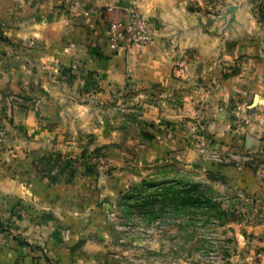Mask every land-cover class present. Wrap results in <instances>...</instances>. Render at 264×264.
<instances>
[{
  "label": "crops",
  "instance_id": "crops-1",
  "mask_svg": "<svg viewBox=\"0 0 264 264\" xmlns=\"http://www.w3.org/2000/svg\"><path fill=\"white\" fill-rule=\"evenodd\" d=\"M128 9L153 44L112 52ZM138 103L198 127L264 198V0H0V264L121 263L106 182L73 164Z\"/></svg>",
  "mask_w": 264,
  "mask_h": 264
},
{
  "label": "rangeland",
  "instance_id": "rangeland-1",
  "mask_svg": "<svg viewBox=\"0 0 264 264\" xmlns=\"http://www.w3.org/2000/svg\"><path fill=\"white\" fill-rule=\"evenodd\" d=\"M146 111L138 103L104 125V145L88 141L73 164L106 182V254L120 264H264L261 193L232 188L230 162L198 127Z\"/></svg>",
  "mask_w": 264,
  "mask_h": 264
},
{
  "label": "built area",
  "instance_id": "built-area-1",
  "mask_svg": "<svg viewBox=\"0 0 264 264\" xmlns=\"http://www.w3.org/2000/svg\"><path fill=\"white\" fill-rule=\"evenodd\" d=\"M108 10L111 11L110 8ZM105 34L107 47L112 52L153 44L152 32L147 21L135 9H128L126 18L111 21Z\"/></svg>",
  "mask_w": 264,
  "mask_h": 264
}]
</instances>
